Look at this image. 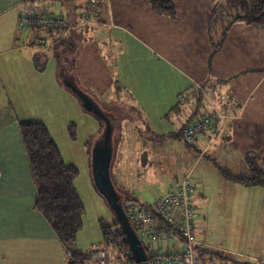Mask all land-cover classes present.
<instances>
[{"label": "crops", "instance_id": "obj_1", "mask_svg": "<svg viewBox=\"0 0 264 264\" xmlns=\"http://www.w3.org/2000/svg\"><path fill=\"white\" fill-rule=\"evenodd\" d=\"M59 1L49 0L52 4ZM151 1L96 0L94 6L61 2L65 12L57 14L66 18L72 29L44 35L37 34L35 29L30 31L31 35L24 31L25 41L16 29L17 13L23 8L21 0H0V264H80L84 255L82 246L74 244L71 250L80 256L74 260L69 257V250L47 219L34 209L36 188L19 129L20 121L44 123L40 117L42 110L33 114L29 105L43 106L54 121L58 120L56 124L69 121L63 114L66 106L73 107L76 97L62 83L71 80L59 76V64L65 57L74 59L73 78L83 92L116 118L110 179L127 202L151 205L203 158L209 165H223L232 174L247 173L250 165L264 167V28L233 22L235 17L250 12L238 10L228 19V13L239 9L238 0H169L174 5L175 18L153 12ZM225 5L235 8L227 10ZM42 6L44 11L53 10L46 4L39 5ZM38 38L48 43L46 48H35L39 46ZM29 41L34 45L30 46ZM75 42L77 52L70 55L73 49L69 48ZM216 44L219 47L213 52ZM58 52L65 53L61 61ZM44 55L57 64L52 76L43 77L47 66H41L38 58H45ZM199 87L203 94L197 112L204 114L235 105L234 112L228 111L216 132L205 131L189 144L183 139V127L197 117L196 105L174 107L179 93L191 92L195 96ZM207 91L215 98L209 96L208 100ZM123 94L131 105H124ZM122 110L125 116L121 118ZM124 118L144 128L149 143L169 138L189 144L193 150L187 160L179 156L168 159L167 165L172 169L168 180L159 186L147 180L138 196L134 194L136 190L130 191L134 182L128 185L117 176L138 174L134 165H126L129 149L115 151L123 139L119 124ZM99 123L98 132L92 134V150L102 140L107 126L105 119ZM47 130L51 134L50 128ZM128 130L131 129H125ZM162 156L164 162L165 155ZM147 162L148 159L142 169L161 165L158 161ZM224 174L228 183L251 190L246 192L247 197L255 198L250 194L256 190L259 210L264 212L262 187L243 185ZM88 175L92 179L91 169ZM263 224L264 220L259 222L258 229H264ZM134 233L139 240L137 230ZM194 234L204 249L218 253L201 264H264V253L259 249L256 256H250L204 240L196 233L195 221ZM261 242L264 245V239L257 245ZM172 246H176L174 241L165 240L158 251L169 252Z\"/></svg>", "mask_w": 264, "mask_h": 264}, {"label": "rangeland", "instance_id": "obj_2", "mask_svg": "<svg viewBox=\"0 0 264 264\" xmlns=\"http://www.w3.org/2000/svg\"><path fill=\"white\" fill-rule=\"evenodd\" d=\"M71 2H76V4H81L82 6L83 4L85 5V3L91 4V0H72ZM60 3L59 1V4ZM95 3L91 5L94 6ZM59 4L47 2L46 6L53 9L51 10L53 13H60L63 15L61 12H65V9L63 8V4H61L62 6ZM232 6L235 8L234 5H231L226 6V9L228 10V8ZM238 7L239 9L235 8L232 13H228V19L235 16V12L238 10H242L245 14L251 12L249 0H238ZM17 18L16 29L18 30ZM2 19L7 20L8 18L4 17ZM34 31H37L39 35H44L42 31L36 29ZM23 32L19 31L20 38L26 41V35H24V33L31 35V32L30 30ZM29 44L30 46L34 45H32L31 41H29ZM47 45L48 43L44 46H38L42 48H35L42 50L46 48ZM69 49H73L70 50L69 54L74 55L77 52L78 43H73ZM64 56V52H58V61H61ZM44 57L45 58H43V56L38 58L41 66H47L44 69L45 73L43 77L47 75L52 76L54 73L53 68L57 64L49 55H44ZM123 95L122 102L124 105H131L129 104L128 96L125 94ZM206 96L209 98V91H207ZM73 101V107L66 106L67 111L63 114L69 120L66 121L65 125L60 122L56 124L58 120L54 121L52 115L45 111L43 106L42 108L31 105L28 107L33 114L38 112V110H42L43 114L41 113L42 115L40 114L41 116H38L43 119L44 123H47L43 124L47 125L48 129L50 128L51 134H49L56 144L63 161L66 164L75 166L79 170V175L74 182V186L84 206L85 213L82 230L78 234L75 244L79 247L82 246L81 249L82 254L84 253V259H90V253L96 249L104 250L111 259H115L120 251L116 249L113 244H105L100 222L109 226L118 220L117 214L106 199L96 190L93 180L88 175V170L92 167L91 145L94 139L92 134L98 132V127H100L99 117L92 113L85 112L83 108L79 106L80 104L75 98H73ZM227 107L229 108H219L225 116L223 120L228 117V111L234 112L231 105ZM124 111H119V116L121 118L125 116ZM126 128L131 130L125 131ZM119 129L122 131L123 139L119 148H116L115 151L129 149V160H126V165L130 162L131 165L135 166L138 174L136 176L135 174H130L124 178L123 176L121 177V174H117L118 180L121 178V182H127L128 185L134 182L130 191L136 190L137 193L134 192L136 196H138L140 190L143 191V186L141 185L147 180L154 181L158 186L161 182L164 184L165 179L168 180L170 176L168 172L172 170L169 169L171 165H167L166 161H168V159L173 157L175 160V158L179 156L187 160L191 155L190 153H193L189 144L186 145L179 141L177 143L169 138L156 143H149L146 139L147 132L145 129L140 126H134L129 118L120 119ZM201 149L202 147L200 146V150ZM162 154L165 155L164 162L161 161V159L164 158ZM205 155L207 156L208 153H205ZM146 159L149 161L147 164L158 161L161 165H147L146 169H142ZM222 166L223 165H209L206 159L203 158L199 165H191L189 167L190 171L185 172V175H189L194 185L191 203L198 214V218L195 219L196 233L210 243L221 244L227 249L238 250L250 256H256L257 249L260 250L258 252L264 253L261 249L264 248L262 242L257 245L260 239H264V229L262 227L258 229L259 222L264 220V212L259 210V200L256 190H252V194H250L255 198L251 199L247 197V195H245L246 192L251 190H243L244 188H242L241 185L228 183L224 176L225 169ZM112 172L114 173L115 171L113 170ZM116 183L119 182L116 181ZM128 203L139 202L131 201L127 202L126 205H128ZM68 256L75 258L70 251H68ZM110 263L113 264L112 262L108 264ZM88 264L93 263L89 262Z\"/></svg>", "mask_w": 264, "mask_h": 264}, {"label": "trees", "instance_id": "obj_3", "mask_svg": "<svg viewBox=\"0 0 264 264\" xmlns=\"http://www.w3.org/2000/svg\"><path fill=\"white\" fill-rule=\"evenodd\" d=\"M71 1L72 0H60V2L64 4H70ZM249 1L251 4V12L248 15L235 17L233 22H244L253 27L264 28V0ZM47 2H49V0H21V6L23 7L21 10L34 9L38 12H43L45 6L39 7V5H44ZM150 5L152 11L158 15H165L169 18H175L176 16L174 5L169 0H152ZM218 47L219 45H215L213 47V52H215ZM74 63V59L65 57L59 64V76L64 78L66 76L83 92L73 78L75 76ZM200 96H202L200 91H197L194 96V105H196V113L194 115L197 116L201 113L203 114L201 110L197 112L201 104ZM89 98L92 102H95L92 97L89 96ZM96 105L98 110L102 113V117L98 120L102 122L105 119L106 124L111 129V138L113 139L118 126L116 118L113 113L107 112L98 104ZM180 107V104H177L174 109H180ZM196 118L197 117H195V119ZM191 122L192 121L186 123L185 126ZM19 129L28 159L31 177L36 188L33 207L47 219L59 241L72 252V256L78 257L80 255L74 250H71V247L75 244L77 236L82 230L85 213L84 206L74 186V182L79 175V170L75 166L66 164L63 161L56 144L43 123L20 121ZM93 140H95V137ZM249 157L251 158V156ZM250 167L251 169L247 173L232 174L228 173L226 170L224 173H227L231 178L243 185L260 186L264 189V167L258 165H250ZM228 175L226 176L228 177ZM116 193L120 196V203L122 204L124 212L127 214V200H125L119 192ZM114 226H119L122 231L121 234L124 236V240L121 243L111 234V229ZM100 228L105 244H113L115 248L120 251L119 254L116 255L117 260L135 262L134 256L129 250V243L126 235L118 221L109 226L100 222ZM133 230L136 231L135 229ZM141 246L147 254V250L142 244ZM198 252L202 255H210L209 259L218 254L210 249H203ZM74 259L75 258H73V260ZM83 260L84 255L81 256V263L85 264ZM204 260H208V258H204L203 261Z\"/></svg>", "mask_w": 264, "mask_h": 264}, {"label": "built area", "instance_id": "obj_4", "mask_svg": "<svg viewBox=\"0 0 264 264\" xmlns=\"http://www.w3.org/2000/svg\"><path fill=\"white\" fill-rule=\"evenodd\" d=\"M95 2L96 0H91V4ZM17 27L21 32L36 29L47 34L56 30L72 29L63 16L49 11L38 12L34 9L19 12ZM45 44L46 41L43 38H38L39 46ZM201 90L199 87L197 91ZM211 96L213 99L215 98L214 94ZM207 99L209 100V98ZM177 103L194 105V94L191 92L179 93ZM231 106L234 108L235 105ZM224 118V114L219 109L198 115L195 120L184 126V141L191 144L205 131L216 132ZM192 193L193 184L190 177L184 175L179 182L171 183L166 192L156 198L151 205L145 206L140 203L126 205L129 221L137 230L139 240L147 250V264H201L204 258H210V255H202L198 252L205 247L197 241L194 234V221L197 212L191 204ZM121 233L119 226L112 227L111 234L118 239L119 243L124 240ZM168 239L174 241L176 246H172L169 252L158 251V248H162L163 243ZM83 261L93 264H108L109 262L113 264H142L128 260L119 261L116 258L111 259L107 252L98 249L90 253V259L87 258Z\"/></svg>", "mask_w": 264, "mask_h": 264}, {"label": "water", "instance_id": "obj_5", "mask_svg": "<svg viewBox=\"0 0 264 264\" xmlns=\"http://www.w3.org/2000/svg\"><path fill=\"white\" fill-rule=\"evenodd\" d=\"M63 86L68 89L80 102L81 107L85 112L101 118L102 113L98 110L97 105L92 102L88 95L80 91L74 83L69 80H64ZM112 161L111 147V129L106 126L102 136V140L92 150V180L96 190L106 199L109 205L116 211L117 221L123 229L130 251L132 252L135 262L147 264V254L143 250L140 240H138L133 228L130 225L129 218L122 208L120 203L121 198L116 193L110 179V164Z\"/></svg>", "mask_w": 264, "mask_h": 264}]
</instances>
